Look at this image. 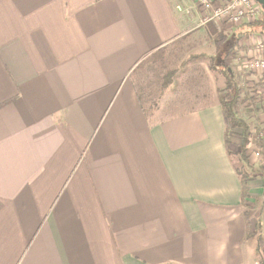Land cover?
I'll return each instance as SVG.
<instances>
[{"label": "crops", "instance_id": "crops-1", "mask_svg": "<svg viewBox=\"0 0 264 264\" xmlns=\"http://www.w3.org/2000/svg\"><path fill=\"white\" fill-rule=\"evenodd\" d=\"M194 7L0 0V264H264L263 183L243 197L210 68L239 25ZM200 33L207 64L151 78L148 61ZM236 43L232 71L264 56L263 34Z\"/></svg>", "mask_w": 264, "mask_h": 264}, {"label": "rangeland", "instance_id": "rangeland-1", "mask_svg": "<svg viewBox=\"0 0 264 264\" xmlns=\"http://www.w3.org/2000/svg\"><path fill=\"white\" fill-rule=\"evenodd\" d=\"M194 8L196 10H199V8L197 7H194ZM200 13H201V9H200ZM202 13H204V11H202ZM261 15H262V12L259 10L258 17H260ZM210 30H212L211 27H210ZM213 32L216 35L212 38L213 43L211 42L209 44L210 48H212L211 47L212 45H213V48L218 47L217 45L222 41V39L226 38V34H224L223 30L218 31L217 29H214ZM203 35L202 33H200V35L194 39H191V38L185 39L179 42L178 44H175L172 47V52L169 54H165L163 56V59H161V61L159 62L153 59L148 61L149 63L148 71L152 70L153 68V70L150 71L149 73V75H151V78H154L155 80L157 78H161V75H163L164 72H166L170 66L177 67L176 72L179 71L181 75L182 73L181 71H183V69H185L186 67L191 66V68H193L194 65L200 67L201 64L198 65V63H203V62L206 63V61L208 62L206 58L204 59L205 55L204 57H202L203 56L202 54H197L199 51H201L200 49L202 48V46L200 45L203 44V41H202ZM259 50L264 53L262 49H259ZM211 53L213 54V52ZM250 58L251 57H248L246 55L243 59L247 60ZM241 59L242 58H240V60ZM233 62H236V60L234 59ZM230 63H231V66L234 68L233 72L235 73V75H237L239 81H240L242 74H244L243 75L244 77H247L245 75H248V77H250L251 79L250 81L252 84V89L251 87H246L247 97H238L233 107L236 112V115L240 117L246 123L247 127L251 131L250 141H249L250 144L246 146V149L243 151V154H242V151L240 150V146L242 143V137H241L242 130L239 127L232 128L231 124L228 123V120H227V127H229L230 129V133H231L230 135L233 136L234 134L233 141L240 143V144H234L231 146V152L234 154V155L232 154L234 158V165L236 166L239 174H241L242 172L246 173L247 175L245 176L246 179L243 178V180H246V183L247 181L255 177H260L263 183L261 187L262 189L261 196L262 198H264V83H259V81L255 82L257 79L254 77V75H252L248 64H247L248 66L245 69L244 68L241 69V73H240L238 72V70L235 71L236 64L232 62ZM195 71H198L201 73L200 68L195 69ZM179 73H177L175 77L180 76ZM199 78L194 77L193 81H191V84H193V86L189 85L184 89L183 97L186 96V99H189L190 93L193 92L192 90H194V93H193L194 95L196 93L198 94L201 92V86H199V83H200ZM148 79L149 78L146 77V80H145L146 83L149 82ZM171 79L173 80V78ZM258 91H260V93L256 94V92ZM198 98L200 97H193L194 104H197L196 99ZM178 99L180 100L181 98L178 97ZM247 154H248V159L246 163L244 157H246ZM249 160L252 161L251 164L249 163L250 162ZM260 174H262L263 176ZM245 187L247 189V185ZM262 198L261 200H258L259 206H263L262 200L264 199Z\"/></svg>", "mask_w": 264, "mask_h": 264}, {"label": "trees", "instance_id": "trees-1", "mask_svg": "<svg viewBox=\"0 0 264 264\" xmlns=\"http://www.w3.org/2000/svg\"><path fill=\"white\" fill-rule=\"evenodd\" d=\"M260 11L262 12V15L260 17L249 19V21L252 20L249 23L244 21V23L241 22L239 26L232 32L230 37L227 39L229 40V44L220 46L221 51L210 58V68L219 76H221L224 80V89L218 93V102L221 107L222 113L225 119L228 120V123L231 124L232 128L239 127L242 130V143L240 146L242 154L243 151L246 149V146L249 144L251 131L247 127L246 123L236 115V112L233 108L234 104L236 103L239 97L240 88L237 85L233 71L226 64L225 60L227 59L226 57L229 56L228 54H231V49L237 46L236 42L249 38L250 36L255 34L264 35V9L260 7ZM237 50H239V48ZM172 74V71H170L168 76L166 77L165 83L171 80ZM230 134L231 133L229 127H226L227 137L231 136ZM244 159L247 163V156L244 157ZM239 175L241 176V181L243 184L242 190L244 197L247 194V189L245 187L246 180H243V178L246 179L245 176L247 175L245 172H242Z\"/></svg>", "mask_w": 264, "mask_h": 264}, {"label": "built area", "instance_id": "built-area-1", "mask_svg": "<svg viewBox=\"0 0 264 264\" xmlns=\"http://www.w3.org/2000/svg\"><path fill=\"white\" fill-rule=\"evenodd\" d=\"M195 7L204 11L203 22H221L239 25L244 19L258 18L260 6L254 0H192ZM264 51V44L260 43ZM251 69L264 71V56L248 59Z\"/></svg>", "mask_w": 264, "mask_h": 264}, {"label": "water", "instance_id": "water-1", "mask_svg": "<svg viewBox=\"0 0 264 264\" xmlns=\"http://www.w3.org/2000/svg\"><path fill=\"white\" fill-rule=\"evenodd\" d=\"M254 1L258 3L262 9H264V0H254Z\"/></svg>", "mask_w": 264, "mask_h": 264}]
</instances>
